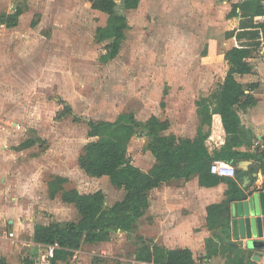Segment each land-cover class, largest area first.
I'll return each instance as SVG.
<instances>
[{"label": "rangeland", "instance_id": "374dc122", "mask_svg": "<svg viewBox=\"0 0 264 264\" xmlns=\"http://www.w3.org/2000/svg\"><path fill=\"white\" fill-rule=\"evenodd\" d=\"M18 5L23 13L16 26L0 22V146H32L17 154L22 166L31 162L22 171L31 174L42 167L46 182L52 174L66 175L65 187L101 189L112 205L124 189L112 185L107 175L87 174L78 164L83 146L93 139L86 118L113 121L122 112H132L145 122L153 114L162 119L175 114L183 129L182 108L189 113L195 100L202 110L199 98L219 90L229 67L223 53L231 41L217 29L225 3L141 0L130 11L120 5L130 27L120 54L107 63L99 60L104 43L94 37L107 13L91 8L87 0H0V15L15 12ZM207 31L228 42L205 53ZM61 97L72 105L73 113L64 117H58L66 108L59 103ZM149 140L136 134L129 143L133 162L145 170L155 161L146 149ZM44 192L38 189L36 205L45 220L79 217L71 204L50 198L48 188ZM150 217L133 232L118 230L108 241L84 243L83 257L72 255L59 264H91L96 256L110 264H141L135 257L141 239L154 243Z\"/></svg>", "mask_w": 264, "mask_h": 264}, {"label": "trees", "instance_id": "16d2710c", "mask_svg": "<svg viewBox=\"0 0 264 264\" xmlns=\"http://www.w3.org/2000/svg\"><path fill=\"white\" fill-rule=\"evenodd\" d=\"M87 1L91 8L108 15L106 23L96 28L94 36L97 42L104 43L99 60L107 63L119 55L129 29L127 14L119 10V6L125 10L137 8L140 0H120V3L117 0ZM22 13L23 8L18 5L15 12H2L0 22L8 27L16 26ZM234 15H240L241 20L238 27L226 32L227 37L237 40V44L224 53L229 68L222 83L219 112L225 131L237 141L241 125L238 109L255 102L247 90L251 91L258 86L257 82H242L238 75L252 72L249 58L263 46L264 2L243 0L233 3L229 16ZM59 103L65 104L66 108L59 111L58 117L73 113L72 106L65 99L59 98ZM199 113L201 124L194 138H178L173 133H165L169 121L156 115L145 122L139 121L132 112H123L114 121L86 118L88 134L95 139L83 146L79 164L91 176L107 175L112 185L124 189V195L109 205L103 190L82 192L74 187L67 188L66 177L52 175L48 182L49 195L73 204L79 215L76 220L35 225V242L43 245L58 244L52 264L68 260L84 243L108 241L118 230L135 231L139 227L140 218L149 209L150 190L162 182L172 178H190L195 174L200 183L206 186L227 180L211 171L214 160H225L237 165L244 158L252 159L253 163L248 170L236 166V175L239 177L260 168L264 171V149L259 147L254 152H243L234 150L231 145H224L220 150L211 152L206 140L211 133L212 115L202 110ZM136 134L150 138L146 149L154 155L155 163L148 170L136 165L129 153V143ZM207 211V225L211 229V235L206 241L209 256L223 252L231 264H262L253 259L251 250L244 258L245 249L230 242L232 225L228 200L208 205ZM135 257L141 264H201L190 248H168L146 239H141ZM91 264L110 263L96 256Z\"/></svg>", "mask_w": 264, "mask_h": 264}, {"label": "crops", "instance_id": "0c3cea01", "mask_svg": "<svg viewBox=\"0 0 264 264\" xmlns=\"http://www.w3.org/2000/svg\"><path fill=\"white\" fill-rule=\"evenodd\" d=\"M241 1L243 0H222V3H225L222 11L223 13L225 12V16L220 19L221 23L217 28L221 29V32L226 34L227 31L239 26L240 15L229 16V12L232 9L233 3ZM138 7L128 9V11L138 9ZM206 36L208 38V45L204 50L205 53H208L209 50L217 49L221 43L226 44L228 42H223L220 37L221 35L215 36L209 31H207ZM227 40L231 41V44L226 50L237 44V40L234 37H227ZM249 62L253 66L252 72L238 75V78L246 83L257 82L258 86L251 91L247 90L253 96L255 102L241 106L238 109L241 125L237 141L233 140L232 134H228L225 131L219 112V97L228 69L222 78L219 90L216 92L217 94L210 92L199 98L203 106L202 111L212 115L211 133L206 140V144L211 152L220 150L224 145H231L234 150L243 152H254L257 147L261 150L264 149V43L259 52L249 58ZM202 88L207 89L206 87ZM65 100L68 102L67 99ZM191 104L193 106H190L189 113H187V108L184 107L181 111L184 119L183 129L175 114L166 119L169 121L168 134L173 133L178 138H194L197 135L201 124L200 108L195 100ZM176 110L175 113H179L180 115L178 111L180 109ZM158 117L161 118L160 116ZM189 118L192 120L191 124L187 121ZM185 133L187 135H184ZM30 148L32 146H0V264H32L41 255L46 245L34 241L35 225L48 224L50 222L45 220L42 211L37 209L36 201L39 200L37 198L38 189H43L45 194L48 188L49 195L48 182L52 175H60L68 179L63 174H52L46 182L43 177L44 169L42 167L38 171L31 169V174L26 172V169L22 171L24 167L30 169L31 162H24L22 166L19 160L16 161L19 158L17 154L25 153ZM242 160L251 161L247 169L242 168L243 170H248L253 160L250 158ZM239 162L237 165L234 164L235 167H240ZM11 171H13V174L10 173ZM246 177H249V186L244 188L245 190L254 191L264 188V171L262 168L258 171L244 174L241 177L237 175L234 178L226 177L227 180L220 181L212 186L202 185L196 174L190 178H172L162 182L159 186L150 190V206L147 213L140 218V221L146 216H151L150 227L152 228V241L154 243L168 248H190L196 259L201 262V258H203L205 263L201 264H226L225 262L230 259L223 252L212 256L208 255L206 241L211 235V229L207 225V207L212 203L228 200L230 203L232 225V219L234 218L232 211L234 192L243 187L246 183ZM50 198L52 197L50 196ZM55 198L59 199L62 204H71L62 201L59 197ZM71 205L75 207L73 204ZM9 232H14V235L9 236ZM231 240L237 241L232 232ZM261 240H264V237ZM235 243L245 249L244 258H246L250 250L253 257L255 249L249 248L246 240ZM259 250L264 254V246ZM78 254H81V257H83L81 249L76 250L73 255L77 256ZM263 258L264 255L258 262L263 263ZM61 261L66 260H59L56 264H59Z\"/></svg>", "mask_w": 264, "mask_h": 264}, {"label": "water", "instance_id": "95a60500", "mask_svg": "<svg viewBox=\"0 0 264 264\" xmlns=\"http://www.w3.org/2000/svg\"><path fill=\"white\" fill-rule=\"evenodd\" d=\"M145 132L148 130L145 129ZM250 162V160H241L239 166L247 169ZM247 186H249V177H246L243 187L234 192L232 233L237 241L230 240V242L246 240L247 246L255 249L253 258L259 261L264 255L259 250L264 246V240H261L264 237V188L247 191L244 189Z\"/></svg>", "mask_w": 264, "mask_h": 264}, {"label": "built area", "instance_id": "2783aa9c", "mask_svg": "<svg viewBox=\"0 0 264 264\" xmlns=\"http://www.w3.org/2000/svg\"><path fill=\"white\" fill-rule=\"evenodd\" d=\"M264 2V0H262ZM264 20V16L262 17ZM211 171L220 176H226L234 178L236 176V167L234 164L227 162L225 160H214L211 164ZM14 232H9V236H13ZM58 244L46 245V248L41 253L39 257H37L32 264H51L52 259L55 256V249ZM264 264V258L263 263Z\"/></svg>", "mask_w": 264, "mask_h": 264}]
</instances>
